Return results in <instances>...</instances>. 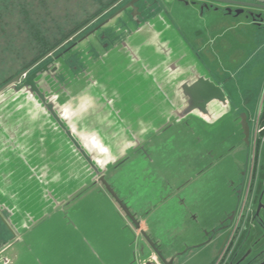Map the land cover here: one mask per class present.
Segmentation results:
<instances>
[{"label": "crops", "instance_id": "obj_1", "mask_svg": "<svg viewBox=\"0 0 264 264\" xmlns=\"http://www.w3.org/2000/svg\"><path fill=\"white\" fill-rule=\"evenodd\" d=\"M170 4L178 5L177 2ZM196 13L198 11L191 8L190 16H195L200 21L202 18ZM217 15L225 20V24H229L227 28H215V24L211 27L206 25V28H198L190 35L178 17L170 14L169 19L173 20L191 44L196 43L195 48L201 51L198 53L203 58L204 53L209 54V60L204 58L205 65L215 80L225 81L233 109L253 114L259 99L250 103L244 96H247L245 93L248 91L258 95L262 88L264 37L255 35L252 28L236 29V33L231 29L234 26L231 27L232 21L229 18ZM247 26L253 25L247 22ZM259 56L263 58V62L262 59L256 60L260 59ZM120 62L121 59L108 61L100 67L102 72L99 73V76L106 75L104 83L112 87V90L115 89L105 93L109 97L118 98L115 104L110 107V104H103L104 101L94 102L96 99L91 95L88 105L80 108L83 110V122L85 119H94L91 124L98 123L96 116L92 117L91 114L107 112L109 116H101L104 117L103 124L118 130V134L122 135L121 140L114 141L112 146L110 137L102 133L104 127L100 126L98 129H89L86 134L93 141L82 140L81 143L91 150L99 167L106 169V180L136 216L140 222V231L150 237L164 258L174 259V264H192L197 258L200 259L199 264H215L231 237V230L224 223L234 211L230 202L232 191L229 200L221 208L208 207L203 223L193 217L199 208H193L186 202H178L176 197L191 187L204 171L213 167L214 157L224 153L216 145L205 149L201 146L202 140H196L200 135L199 131L205 132L204 126H212L218 121L210 124L194 115L181 121L175 119L177 110L185 108L186 98L182 87L181 92H175L181 94L182 105L175 104V98L174 103H168L169 95L166 96L161 91L117 89L134 81L131 73L122 70ZM257 72L259 76L256 75ZM185 82L184 79L180 84L183 86ZM152 83H155L154 79ZM154 93L159 95L157 99ZM166 101L168 106L164 107ZM161 113L166 118L167 127L156 131L150 121ZM110 118L115 122L110 121ZM148 121L152 124L150 128ZM141 124L149 132L139 134L137 128ZM151 129L156 133L150 132ZM113 136L118 139L115 134L111 135V139H114ZM226 136L227 134L221 136V140H226ZM192 138L197 142L194 143ZM193 148L196 151L193 152ZM237 150V162L241 164L246 150L242 145ZM67 151V156L64 155L63 158L65 165L61 170L57 167L59 155L58 150H55L47 155L48 158L45 157V161H49L47 170L41 172L35 168L25 172L48 195L55 190L60 191V198L55 201V211L49 218L31 225L27 223L21 228L22 233L19 231L20 233L13 235L7 249L4 252L0 250V264H47L48 259L52 261L51 264H142L144 260L139 254L141 242H138L137 236L140 231H136L115 198L95 179L94 172L74 146H67ZM41 160L44 161V157ZM52 166L55 167L50 170ZM181 166H185V169ZM172 172L176 175L172 176ZM15 183L19 186L18 190L13 188L15 192L21 194L26 191L22 190L20 177ZM65 194L69 196L68 201L62 200ZM55 217L57 218L54 219ZM49 229H52L50 236L54 240L68 242L71 246L68 251L61 253L62 250H39L38 237ZM246 233L244 225L238 242ZM208 239L210 241L205 243ZM223 239L225 241L218 252L219 243ZM16 245L18 250H13ZM201 247L205 248L196 250ZM147 249L151 250L149 246ZM9 251L11 252L8 254ZM2 258L8 261H2Z\"/></svg>", "mask_w": 264, "mask_h": 264}, {"label": "rangeland", "instance_id": "obj_2", "mask_svg": "<svg viewBox=\"0 0 264 264\" xmlns=\"http://www.w3.org/2000/svg\"><path fill=\"white\" fill-rule=\"evenodd\" d=\"M24 2L25 4H23V6L27 12L26 17L25 13L23 14L21 10H18V3L21 4ZM8 3L10 7L8 12L5 13L7 15L6 20L8 25L5 28H0V82L18 72L25 65L26 67L32 65L44 56V53L48 52L49 49L65 41L79 29L75 27L90 18L98 7V1L95 0H9ZM165 8L167 9V13L163 14L160 12L159 15L162 14V17H165V23L170 26L166 28L162 27L160 23L164 24V22L155 18L152 20V24H160L157 28L158 34L155 33L153 35L148 32L137 33L138 37L137 40L134 41L133 46L138 48L141 61L134 62L126 59L119 63L120 66H122V70L132 74L134 81L132 83L127 82L123 87L121 86L117 89L137 88L139 91H161L166 96L169 95L167 97L168 103H174L175 98V104L182 105L181 94H176L175 92H177V90L181 92L182 85L180 83L182 80H189L190 68L196 66L195 53L201 51L195 48L197 47L196 43L193 42V44H191L189 39L183 35L173 20L169 19L170 14L171 16L179 18L181 25L188 31L189 35L194 33L198 28H206V25L211 27L215 24V28H227L226 26L229 24H225V20L218 17L216 12L210 14L206 13L203 17L200 16L201 13H196L202 18L198 21L195 16L193 18L190 16V7L169 4V7ZM234 20L231 23L232 25L230 24L231 27L234 26L232 28H256L247 26V21L242 19V17H234ZM2 26H4V24H2ZM84 34H82V36ZM85 43L86 42H84V46ZM69 45L70 44L66 45L61 51L68 48ZM85 58L87 59L88 57L86 56ZM256 60L263 62L262 57ZM89 66L90 63L88 62L87 67ZM100 72H102V70H98L96 74H89V77L86 75L81 76V73L78 75L77 71L72 74L69 73L68 79L64 82L68 87V92H64V94L61 92L58 94L56 107L58 111H60V114L62 113L61 119L64 121V124L67 127H75V135L80 141H82L83 138L87 141H93L86 136L88 130L91 128L98 129L100 126H103L104 131L102 133L110 137L111 143L112 134L117 135L118 141L121 140L122 135L118 134L119 131L111 129L109 126H104V117H101L103 114L99 112L91 114L92 117L96 116L95 119H98V123L91 124V118L90 120L85 119L83 122V110L80 108L88 105L90 100L89 96H95L97 99L94 100V102L98 100V103H100V101H102L100 98L105 95L107 91L115 90H112V87L104 83L107 77L103 74L99 76ZM207 75L210 79L212 78V75ZM256 75L259 76V72H257ZM146 79H148V81ZM152 79L155 80V83H152ZM261 84L262 88L258 95L252 91H248L245 93L247 96H244V99L250 101V103L255 102L257 98L259 99L253 114L233 109L219 119L216 124L212 125L213 127L209 124L206 127L204 126L203 131L205 132L202 133L199 131L200 135L196 137L197 141L202 140L201 146L205 149L208 146L211 147L212 145H216L219 149L222 148L224 151L223 154L221 153V155L214 157V165L209 171L206 169L207 172L204 171L200 178L195 179L191 187L176 197L178 202H186L189 206L191 205L193 208L200 209L193 216L194 219L196 221L199 220L200 223H203L202 219L204 220V216L206 215L205 212L208 210V207L221 208L222 205L229 200L231 191L232 200L230 202H232L231 204L234 207L232 213H237L239 209L240 200L235 196V190L237 189L239 191L240 189V174L242 172L245 171L246 178H248L252 156V148L243 146L244 148L246 147L245 155L241 164L237 162L239 159L236 157L237 149L238 146L243 144L241 121L242 116L246 115L250 127L251 140H253L264 103V80ZM154 94L157 99L159 95L157 93ZM165 106H168L167 101L164 104V107ZM176 114L177 113H175L174 118L178 119ZM251 115L253 118H251ZM158 116H154L155 120L150 121L156 131L167 127L165 126L167 123L164 114L161 113ZM228 116L233 119H229ZM87 117L88 115L86 118ZM68 118H71L74 123L69 121ZM150 122H147L149 128L152 125ZM201 122L200 120L199 123ZM142 125L143 124L137 128L139 134L145 131ZM263 126L264 125L260 121L259 127L262 128ZM146 131L149 132V129L147 128ZM151 131L156 133L153 129H151L150 132ZM89 134L91 133H88V135ZM225 134H227L226 140H221V136ZM196 140H194V143L197 142ZM113 143L114 140L111 143L112 146ZM70 144L72 145L69 138L60 128L54 117L44 109L40 100L34 99L30 94H25V92L13 89L0 95V194L4 195V193H6V195H8V192L10 193V208L17 207V209L12 210L15 214L14 218L20 217L22 214L24 218L27 217L29 219L25 223L31 225L34 222H39L47 217L49 218L50 215L54 213L55 201L60 198V191L58 192V190H55L53 193L48 192V195L47 192L37 187V181L33 178L29 179L28 176L25 175V172L28 171V169L34 170L35 168L41 172L47 170L49 161H45V157L55 150H58L59 155V163L56 165L61 170L65 165V163H63V158L65 157L64 155L67 156V146ZM181 146L180 144V147ZM194 151H196V149L193 148V152ZM43 157L44 161L41 160ZM54 167L55 166L50 167V170ZM181 168L185 169V166H181ZM186 169H188L187 166ZM177 170L182 171L181 169ZM174 175H176V173L172 172V176ZM19 177L22 181V190H26L21 194L13 190V188L16 190L19 188L17 183H15ZM260 184L264 204V170L260 177ZM50 190L52 191L53 189L51 188ZM27 196L28 199L26 198ZM68 197L69 196L65 194L62 200H69ZM252 213L250 214V218ZM260 217L264 221V211L261 213ZM56 218L57 217L54 219ZM250 218L245 221L244 225L246 226L247 236H250L249 243H252L255 236L258 234L255 235V225L253 226L251 224ZM26 225L27 224L24 226ZM229 228L231 230V227ZM51 230L52 229L46 230L38 237V241L40 242L37 243V247L40 248L39 250L49 251L55 249L56 252L62 250L61 253L68 251L71 247L68 242L64 240L60 243V240H54V238L50 236ZM249 232H251L250 235H248ZM12 238L13 232H9L0 221V246L3 243L4 246L7 247L11 243ZM210 239L205 241V243L210 241ZM224 241L225 239H223L222 242L220 241L218 252ZM263 245L264 242L260 243L258 246L261 247ZM248 247L249 244L243 247L239 258H242L248 252ZM203 248L205 247L196 250L198 251ZM15 249L18 250V245L14 246L13 250ZM11 251H9L8 254ZM253 253L254 252H252V254ZM220 255H218L215 264L218 262ZM194 260H196L197 263L192 261V264H199V258ZM51 262L48 259L46 263L51 264Z\"/></svg>", "mask_w": 264, "mask_h": 264}, {"label": "flooded vegetation", "instance_id": "obj_3", "mask_svg": "<svg viewBox=\"0 0 264 264\" xmlns=\"http://www.w3.org/2000/svg\"><path fill=\"white\" fill-rule=\"evenodd\" d=\"M95 1H98L97 10L90 18L75 27L79 28L77 31H75L65 41L42 56L32 65L28 67H26L25 65L15 74L2 80V82H0V90L11 80L18 77L28 69L32 68L35 64H37V62L46 57L50 52L56 50L50 57L31 69L29 73H27L23 77L21 83H19L18 86L24 84V82L28 78H31L35 72L43 69L45 74L39 75L35 78L37 88H39L40 92L44 94V96L48 99L47 103L54 104V108L58 116L61 118L62 113L60 114V111H58V108L56 107V99L58 94H60L61 92L62 94H64V92H68V87L64 82L68 79L69 73L72 74L77 71L78 75L81 73V76L86 75L87 77H89V74H96L98 70H101L100 67L106 64L108 61H118L119 59H121V61H124L126 59L134 62L141 61L138 54V48H135L133 46L134 41L137 40L138 37L137 33L148 32L154 35L155 33L158 34V29L156 28H158L160 24L164 28L168 27L169 25L165 23V17H162V14L159 15V13H167V9L165 7H168L171 2H177V4L180 6H186L195 9L199 14L201 13V17H203L206 13L210 14L215 12L217 14L223 12L220 15L225 18H229L231 21L234 20V17H242V19L250 22L251 25L256 27L252 28L255 35L264 37V10L242 5L241 3H233L235 2L234 0H228L230 2H220L217 0H139L137 2L136 0ZM242 3H246V1ZM248 3L256 4L255 2ZM131 4H134V6H131ZM257 17H259V19ZM155 18H157L161 22H164V24H152V20H154ZM231 29L243 30L247 28ZM82 34L84 35L82 36ZM84 42H86L85 46ZM68 44H70L69 47L61 51V49H63ZM195 55L196 66L190 68V77L188 78H194L196 81V77L198 74L204 75L209 78L207 74H212L205 65L206 61L204 59L206 58L207 60H209V54L204 53V58L197 52L195 53ZM84 56H87L88 58L86 59ZM88 62L90 63L89 67H87ZM211 81H213L218 86H222L225 94L228 97L227 89L225 88V81H217L214 79L213 75ZM6 91L8 90H5L4 92ZM22 92H25V94H30L31 97L37 99L38 101L40 100L37 94L30 93L28 89H23ZM102 97L100 98L102 101H104V103H102H107V105L110 104V107L113 106L118 99L117 97H109L107 94L103 95ZM94 98L97 99L95 96ZM41 104L43 107L45 106L42 101ZM232 110L233 105L231 103V111ZM103 115L109 116L107 112H103ZM260 118L261 114L259 116L258 125L260 123ZM68 119L69 121H72L74 123L71 118ZM110 121L114 120L110 118ZM62 122L64 123L63 120ZM90 122H93L92 119ZM262 128H264V126ZM67 129L71 133H73L75 139L81 143V141L75 135V127L68 126ZM64 133L66 134L65 131ZM113 138L114 139H111L112 141H118L116 137L113 136ZM83 140H85V138H83ZM252 144L253 141L251 140V136L249 138V144H246L245 136L243 133V144L241 145L252 148ZM246 147L244 149H246ZM263 154L264 140H260L257 143L258 163L254 168V178L251 188L253 213L250 218L251 224L253 226L255 225V235H258L255 236V239L252 241V243H249L250 236H247L246 233L245 236L236 244L234 252L226 264H260L264 261V245L261 247L258 246L260 243L264 242V221L260 217L261 213L264 211L263 206H261L262 209L258 215V209L260 208V205L263 204V193L261 191L260 184V177L264 170ZM240 177V189L239 191L237 189L235 190V196L238 197L239 200L241 199L244 189L246 188V172H242L240 174ZM14 215V212L10 208V193L8 192V195H6V193H4V195L0 194V221L2 225H4L8 229L9 232L12 231L13 235H16L19 230H21V228L25 224H27L25 222L29 219L27 217L24 218L22 214L17 218H14ZM235 216L236 212H231L227 216L226 222L224 223L227 224L226 228L228 226L231 227ZM250 234L251 232L248 233V235ZM248 244V252L245 255L249 254V256L245 259V261L241 262L242 258L245 255L242 258H239L240 252L242 251L243 247ZM7 247L2 243V245L0 246L1 252H4ZM257 247L259 248L256 249ZM252 252L254 253L252 254Z\"/></svg>", "mask_w": 264, "mask_h": 264}, {"label": "water", "instance_id": "obj_4", "mask_svg": "<svg viewBox=\"0 0 264 264\" xmlns=\"http://www.w3.org/2000/svg\"><path fill=\"white\" fill-rule=\"evenodd\" d=\"M139 0H136V2ZM220 2H230L228 0H217ZM233 3H241L242 5L260 8L264 10V0H234ZM246 3H242V2ZM248 2H255L248 3ZM131 6H134V4H131ZM129 6V7H131ZM259 19V17H257ZM263 21V20H262ZM65 44V43H64ZM56 50L50 52L46 57L41 59L37 64H35L32 68L28 69L24 73L20 74L18 77L11 80L9 83H7L1 90L0 95L5 90H19L22 91L23 89H28L30 93L37 94V96L40 98L42 103L45 105L44 109L48 111L56 120L58 125L66 132L67 136L71 140L72 144L74 145L75 149L81 154V156L84 158L86 163L89 165L91 170L95 174V179L99 181L106 190L115 198L117 203L119 204L120 208L123 210L125 215L129 218V220L132 222V224L135 226L136 231H140V222L136 219V216L133 215L130 212L129 207L127 204H125L117 195L115 190L112 188V186L108 183L106 180L104 174L105 170H102L99 165L97 164V160H95L93 153L86 147L83 146L82 143L78 142L73 133H71L67 127L62 122V119L58 116L53 103H47L48 99L42 94L37 88V83L35 81V78L39 75H44L45 72L43 69L38 70L34 73V75L31 78H28L24 84L18 86L19 83H21V80L23 77L29 73L31 69L39 65L41 62H43L45 59L50 57ZM182 93L184 97L186 98L185 108L178 110L177 112V118L178 121H181L185 118H188L192 115L197 116L206 122L213 124L217 122L220 118H222L224 115L229 113L231 111V102L230 99L225 94L222 86L216 85L213 81H211L210 78H207L204 75L198 74L196 77V81L194 78H190L188 81L185 82V84L182 86ZM52 104V105H51ZM243 133L245 136V142L246 144H249V138H250V127L247 121V116H242L241 121ZM264 209V204L260 205V208L258 209V215L262 209ZM143 240V241H142ZM138 242L139 243V254L141 258H143L144 262L142 264H174V259L167 260L164 258L162 253L158 250V247L156 244L150 239L149 236H147L144 232L140 231L138 235ZM147 246L150 247L151 250L147 249ZM153 256L157 257L158 262L152 260ZM249 256V254L245 255L241 262L245 261V259ZM2 261H8L5 258L1 259ZM142 260V261H143ZM260 264H264V261Z\"/></svg>", "mask_w": 264, "mask_h": 264}, {"label": "built area", "instance_id": "obj_5", "mask_svg": "<svg viewBox=\"0 0 264 264\" xmlns=\"http://www.w3.org/2000/svg\"><path fill=\"white\" fill-rule=\"evenodd\" d=\"M264 128H260L259 125L255 129L253 144H252V156L249 165V175L246 180V188L240 199L239 209L236 213L235 219L231 224V237L229 242L225 248V250L220 255V258L216 264H226L229 258L232 256L236 244L238 243L239 236L242 232V228L244 226L245 221L250 218V214L252 213V184L254 178V168L258 163V155H257V143L260 140H264V136L262 135ZM263 136V137H262ZM139 233L137 234V236ZM152 260L158 262L157 257L153 256Z\"/></svg>", "mask_w": 264, "mask_h": 264}, {"label": "trees", "instance_id": "obj_6", "mask_svg": "<svg viewBox=\"0 0 264 264\" xmlns=\"http://www.w3.org/2000/svg\"><path fill=\"white\" fill-rule=\"evenodd\" d=\"M16 1H23V0H16ZM26 1V0H25ZM9 0H0V28H5L7 25H8V22H7V20H6V14L5 13H7L8 12V10H9V7H10V5H9ZM23 4H25V2L24 3H18V10H21V13H25V17H26V15H27V12H26V10H25V7L23 6ZM23 13V14H24ZM2 24H4V26H2ZM61 44V43H60ZM59 45V44H58ZM57 45V46H58ZM56 47V46H55ZM54 47V48H55ZM54 48H51V49H49L48 50V52L49 51H51L52 49H54ZM48 52H46V53H44V54H47ZM260 121H261V123L264 125V103H263V107H262V113H261V118H260ZM263 136H264V132H263V134H262Z\"/></svg>", "mask_w": 264, "mask_h": 264}]
</instances>
